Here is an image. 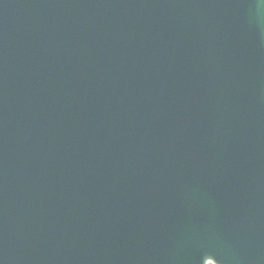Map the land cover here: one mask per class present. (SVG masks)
<instances>
[{"label":"water","instance_id":"1","mask_svg":"<svg viewBox=\"0 0 264 264\" xmlns=\"http://www.w3.org/2000/svg\"><path fill=\"white\" fill-rule=\"evenodd\" d=\"M264 264V0H0V264Z\"/></svg>","mask_w":264,"mask_h":264}]
</instances>
